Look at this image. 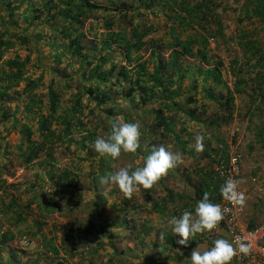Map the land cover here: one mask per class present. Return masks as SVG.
I'll use <instances>...</instances> for the list:
<instances>
[{
  "label": "rangeland",
  "instance_id": "1",
  "mask_svg": "<svg viewBox=\"0 0 264 264\" xmlns=\"http://www.w3.org/2000/svg\"><path fill=\"white\" fill-rule=\"evenodd\" d=\"M10 1L12 3L8 5L7 0H0V34L7 30L6 35H3L5 40L8 39L9 33L19 36L28 35V41L14 43L5 50L0 59V72H15L16 69L23 71L21 77L14 80L15 84L12 87L8 86V82L0 81V264H191L192 251L195 248L201 253L209 250L218 235L216 234V239L208 240L202 238L209 232L197 234L194 240L184 247L176 243L180 237L173 234L169 223L173 204L185 206L188 202L187 209L194 214L195 206L200 201L195 188L197 181L205 178L212 167L215 171L217 163L214 164L209 158L198 160L201 153L195 152L194 148L192 149L197 159L188 156L189 154H183L182 162L174 167L177 171L170 172L175 179L169 177L164 180L167 187L179 192L174 202H166L169 211L165 214L155 211L146 213L143 210L149 205L141 189L133 194L132 199H127L116 184H100L103 192L102 197L98 196V199L104 197L105 200L99 207L100 213L94 220L91 233L78 240H71L68 247L62 244L61 239L62 235L67 233V228H84L88 223L87 218H90L88 215L92 203L95 196L97 197L96 191H93L90 185L91 173L99 165L97 159H103L94 151L93 142L98 137L106 139L111 134L110 121L120 119L122 123H137L141 133L139 140L141 137L144 138L143 143L140 141L142 149L147 142L153 140L155 143L163 141L165 147L172 152L183 153L172 136H165L164 140H161L159 135L154 137L152 130L161 131L162 128L156 126L157 120L152 107L160 105L166 118H174L176 127L173 131L176 130V133L180 128H185V133L179 134L186 138L190 136L186 148L193 144V138L201 134L210 147L218 145L219 140L225 139L224 145L222 143L220 145L222 147H219L226 146V158L235 153L240 157V183L242 179L250 177L253 172L251 168L260 167L262 169L259 170L264 173V116L262 115L264 84L263 87L259 86L262 82L258 79L261 70L256 66V62L260 60L259 55L254 50L253 53L249 51L250 46H253L264 52V16L249 17L243 12L246 8L251 11V7L256 4L263 5L264 0H206L210 9L208 12L210 17L204 23L206 33H201L197 25L198 20L195 18L191 27L180 24L172 8L165 2L96 0V3L101 4V8L92 13L83 25L85 42L89 46L84 52L88 55L87 60H92V64L101 62L103 69H115L111 74L104 70L105 76L110 78V81L99 83L100 90L94 88L95 83L92 79L87 80L82 74L84 69L90 67L73 57L70 52H65L56 62L54 55L63 51L64 46L61 45L57 49L53 44L54 31L44 23L48 13L42 16L41 21L38 19L28 22L29 20L24 18L23 10L27 2L38 4L45 0ZM59 1L54 0L55 4ZM200 1L188 0L191 8ZM147 4L150 6H146ZM8 11H12V16L6 28L3 22L8 18ZM123 11L128 12L126 16L139 26V31L142 27L150 29L142 41V47L132 52L130 60L125 58L122 50L116 45L108 52L103 50L106 21L112 18L113 28L121 24L119 19H122L120 26L125 27L129 23L121 17ZM217 24L223 28L220 35L217 34ZM125 30L127 37L132 41V29L126 26ZM198 36L200 40L202 37L207 39L206 61L201 58L199 51L201 46L197 40L190 46L195 55L196 49L198 50L197 58L181 53V47L179 44L176 46L174 42L175 38L184 42L188 38L197 39ZM58 40L60 41L61 38ZM92 45L97 48L92 49ZM173 46L179 50L178 54L172 53ZM152 49L162 55L164 62L168 61L170 56L176 62V68L178 67L176 74L172 76L167 75L168 77L163 78L162 75L157 74L163 86L156 83L158 79L154 81L150 77L156 70L159 60L157 54L152 56ZM95 55L97 59L93 60ZM100 56L105 58L104 62L100 61ZM11 61H16L18 66L11 67L8 64ZM21 63H24L22 67L19 66ZM140 65L143 67L141 68ZM215 66L220 71L221 83L216 82L212 76L205 77L206 74L199 71L205 72ZM53 67L58 68L56 72H53ZM121 69L128 70L131 80H134V70H146L141 81L149 83V86L142 90L141 86L144 82L140 83L128 94L130 79L125 81L122 78L119 72ZM170 78L173 81L170 82ZM115 79L119 81L112 85L111 82ZM51 87L55 96L54 112L50 103ZM163 87L178 93L172 95L175 104L180 106L178 111L175 108L171 111L162 105ZM86 89L93 92L89 93ZM28 91H32L29 99L37 97L39 102V105L33 109L35 114L22 111L21 106L26 103V98L22 94ZM81 91H83L81 102L76 111H73L74 99ZM103 92H106L109 98L100 101L99 95ZM209 92L214 93L216 97L222 96L223 99L233 94L235 96L230 119L227 118L226 121L223 118V123L219 127L210 126L218 115H222V110L219 105L207 98ZM142 96L147 97L145 101L141 100ZM189 97L192 101L186 103ZM17 105H19L17 114H14ZM189 109L195 110V115L199 117L200 121L197 124L191 121ZM44 121L48 122L47 130L53 132L54 137L57 138L47 143L48 154L43 152L39 158L25 164L21 155L26 139L20 132L21 125L28 124L34 132L32 139L40 141L38 128ZM210 127L217 131L216 137L203 135V132ZM187 132L189 135H186ZM88 152H92L93 156L90 157ZM49 154L52 160H47L46 156ZM141 154L144 155L141 152L122 153L118 159L109 161L108 165L117 171L129 164L135 167L143 161ZM47 161H51L50 164H47ZM51 163H54L53 172H50ZM64 169L69 170L68 176L73 178L74 182L76 180V186L67 183L66 180H59L58 175ZM259 170H256L258 175ZM188 174L192 184L186 180ZM261 178L264 179V176ZM159 188L160 192L157 196H163V191L161 187ZM59 189L60 192L55 195L57 205L52 206L54 210L49 213L45 209L42 210V203L39 205L32 201L33 199L38 202L42 199L50 200L54 192ZM255 192L252 205L257 201L258 203L252 207L256 208L255 211L257 210L258 213L253 227L255 225L264 227V186L262 185L260 191L255 189ZM122 198L128 200V207H123L120 202ZM136 207L139 208L138 213L135 214L138 223L143 222L142 224L150 226L151 230L145 232L146 229L130 220L134 217L133 212ZM246 207L250 213H253L250 203ZM243 215L244 206L241 222L246 227H252L243 221ZM106 219L109 222L116 219L109 226V231H114L115 235L111 240L100 227ZM124 219L129 225H135V228H125ZM169 234L172 237L171 242L166 238ZM4 237L5 242H3ZM165 245L170 249L161 248L162 256L158 250ZM184 250L187 252L186 256L182 255ZM178 255H182L183 258L179 260Z\"/></svg>",
  "mask_w": 264,
  "mask_h": 264
},
{
  "label": "trees",
  "instance_id": "2",
  "mask_svg": "<svg viewBox=\"0 0 264 264\" xmlns=\"http://www.w3.org/2000/svg\"><path fill=\"white\" fill-rule=\"evenodd\" d=\"M111 2V0H109ZM152 1H158V2H165L166 4H168L169 7L172 8L174 14L176 15V17L178 18V22L180 24H185L187 26H192V22L193 19L195 18L196 20H198L197 25L199 26V29L201 31V33H206L207 29L205 28L204 23H206L208 21V18L210 17L208 15L209 12V7L206 4V0H201L199 3L196 4L195 7L190 6L188 0H152ZM12 2L10 0H7V4L10 5ZM123 4V3H122ZM146 6H150V4H147ZM18 8V7H15ZM101 8V4L96 3V0H60L59 3L55 4L54 0H45L44 2L35 4V3H31V2H27V5L25 7V9L23 10L24 14H25V19L29 20L28 22H32V20H40L42 18V16L44 14H47L45 16V22L49 25V27L51 29H53L54 31V35H53V44L54 46L58 49L59 46L63 45L64 49L63 51L59 52V53H55L54 55V59L56 60V62H58V60L60 59V57H62L65 52H70V54L73 57L78 58L80 61H83L86 63V66L90 67V69H84L83 71V75L87 78V80H93V83L95 86L94 88H96L97 90H100L101 87L99 86V83H105V82H109L110 78H107L104 74V70H106V73L111 74L113 70L115 69H103L102 67V63L101 62H97L95 65L92 64V60H87L88 55L84 52V50L88 49L89 46L87 44V42H85V36L86 34L82 31L83 30V25L86 21V19L94 12H96L97 10H99ZM53 10V11H52ZM246 14V16H257V15H263L264 16V4H256L253 7H251V11L248 10L247 8L243 11ZM12 11H8V18L5 19V21L3 22L4 26L7 28L8 26V20L11 19V15ZM126 14H128L127 11H123V14L121 15V17L123 19H125L127 22L128 27H130L132 29V41L130 38L127 37L126 33H125V27L124 26H120L122 25V19H119V22L121 23L120 25H118L116 28H113V19H109L108 21H106L104 27H105V31H106V37L104 38V45H103V50L107 51L109 49H112L113 46H118L121 50L122 53H124V56L126 59L130 60L131 59V55L132 52L135 50H138L142 47L143 43L142 41L144 40L145 36L149 33L150 29L142 27L139 29V26H137L136 24L133 23V20L130 17H127ZM207 14V15H206ZM212 16V15H211ZM202 20V21H201ZM41 21V20H40ZM39 21V23H40ZM12 22V21H11ZM201 22V23H199ZM196 26V25H195ZM194 28V27H193ZM222 26L217 24V34L220 35V31L222 30ZM7 30H5L3 33L0 34V59L2 58L5 50H7L10 46H12L14 43L16 42H20V43H26L28 41V35L25 36H19L18 34H14V33H9L8 34V39L5 40L3 39V35H6ZM61 34V35H60ZM172 34V33H170ZM174 34H172L173 36ZM60 36V37H59ZM58 38H61V43L58 40ZM213 38V37H212ZM199 42L200 44V55L201 58L204 59L205 61L206 59V38L202 37L201 40L199 39H189L187 41L181 42L179 39L175 38L174 42L175 45L177 46L179 44V46L181 47L182 53L186 54L187 56L192 55L191 50H190V46L197 42ZM250 42V41H248ZM53 46V45H52ZM92 49H96L97 47H95V45L91 46ZM253 50L255 52H257V54L259 55V59L256 62V66L261 69H263V71H259L258 73V79H260L262 82H264V52L263 51H259L257 50L255 47H251L249 51L253 53ZM100 52L102 53V50H100ZM172 53H176L175 50H172ZM152 56H154L156 53L155 50L152 49ZM158 55V63L156 65V70H154L152 72V74L150 75L152 80H157V74L162 75L161 77L165 78L169 76H172L174 74H176V62L174 61V59H172L169 56V60L164 62L165 60L163 59L162 55ZM160 56V57H159ZM100 61L102 60V62H104L105 58H103V56H100ZM103 58V59H102ZM97 57L96 55L94 56L93 60H96ZM16 61H11L8 64L13 67L14 65L18 66V64L15 63ZM24 63L19 64L20 67L23 66ZM143 64V63H142ZM141 68L143 67V65H140ZM54 71L56 72V70L58 68L53 67ZM200 73L206 74L205 77H210L212 76L214 78V80L216 82H220L221 83V78H220V71L218 69V67L215 66V68H212L210 70H207L205 72H202L201 70H199ZM22 69H16L15 72H0V81L2 82H8V86L12 87L15 84L14 80H17L21 77L22 75ZM65 72V70H64ZM120 75L122 76V78L126 81L129 80V91L128 94H130V92H133L136 88V85H140L143 84L144 81H141V77L143 74H146V70L144 69H136L134 70V80H131V75H129V72L127 69H121L120 71ZM67 76V75H66ZM175 77V76H174ZM172 77V78H174ZM55 79L57 77H54ZM170 78V82L173 81V79ZM144 79V78H143ZM13 80V81H12ZM119 80L115 79L114 81L111 82L112 85H115ZM161 81L158 79L156 81L157 84H161ZM34 85V83H31ZM163 86V84H161ZM82 86V85H81ZM80 86V87H81ZM149 86V83H145L141 86L142 90L146 87ZM237 88V84L235 85ZM84 87V86H83ZM53 87H51L50 90V103H51V109L55 110L54 107V93H53ZM169 88V87H168ZM88 90L89 93H92V90L86 89ZM238 91V89H235V91ZM80 91V90H79ZM154 90L152 89V92ZM168 91V92H167ZM32 94V91H28V93L26 94H22L24 96V98H26V103L24 105H22V111L27 112V113H31V114H35V111L33 109H35L36 105H39L38 100L36 99L37 97H30L29 99V95ZM174 94V95H173ZM21 95V94H20ZM83 95V91H81V93L76 97L75 100V104L72 108L73 111H76V108L79 106L80 104V100L81 97ZM162 95V105L165 106L166 109H174L175 110H179L180 106L175 104L174 102V98L173 96L178 95V93L175 92H171L169 91L166 87H163V90L161 92ZM173 95V96H172ZM100 96V101H104L107 100L109 98V96L107 95L106 92H103ZM222 96L220 97H216L214 95V93L209 92L207 95V98L213 102H215L217 105H219L220 110H222V115H218L215 120L210 124V126H216L219 127L222 125V121L223 118L227 121L228 119H230L231 115H232V102H233V97L232 95H230L228 98L224 99V100H220ZM28 98V99H27ZM142 101L146 100V96H142L140 97ZM192 99L189 97L188 100L186 101V103L191 102ZM174 102V103H172ZM175 106V107H174ZM19 107V105H17L15 107L14 110V114H17V108ZM153 113L155 114V118H156V126L159 128L161 127V131H159L158 129H154L152 130V134L154 135V137L156 135H159L161 140H164L165 136H172L173 139H175V143L178 145V148L180 150L183 151V154H189L188 156H192L195 158L196 153L193 151L192 148H194V142H195V138H193V144L189 147L186 148V146L188 145L189 142V138L190 136H187L188 138L184 137V135H181L179 133L184 132L185 133V128L182 127L180 128L179 132H175L173 131L174 128L176 127L175 125V120L174 118H166L164 116V110L163 108L159 105L157 107H152ZM163 110V111H162ZM185 110V109H184ZM231 110V111H230ZM189 112V117L192 118L191 121H193L195 124H197V122H199V117H197L195 115V110H188ZM228 118V119H227ZM65 119V118H62ZM48 128V122L44 121L39 125L38 131L40 132L41 135V140L40 141H36L32 139V136L34 134V132L31 130L30 126L26 123H23L21 125V129L20 132L22 134L23 137H25V143L26 145L24 146L23 152H22V157H23V163H30L32 161H34L35 159L39 158V156L44 152L46 154H48V149H47V143L51 142L53 140H55L54 137V133L50 132L47 130ZM46 130L45 132L42 130ZM153 129V128H152ZM216 132L212 127H210L209 130H205L203 132V135L205 134H209L210 138L216 137ZM186 135H189V133L187 132ZM202 135V134H201ZM92 136V135H89ZM152 137V138H154ZM87 138V137H86ZM218 140V139H217ZM140 141H142V143L144 142V138L141 137V139L139 140V144ZM221 142H224V140H219ZM160 143H155L153 140H150L149 142H147L144 145V148L142 149V147H140L137 152L138 153H144V155H142L143 157V161L140 164H137L135 167H132L133 170L135 168L138 167H142L144 160L146 159V157L148 155H150L154 150H156L159 146H164L163 141H159ZM224 145V144H223ZM166 148V147H165ZM167 149V148H166ZM212 151H214L212 153ZM89 156L92 157L93 154L92 152H88ZM226 146H223V148H219L216 150H213L212 147H210V144H208L207 140L204 138V151L201 153V155L198 157V160H203L204 158H209V160L214 161V164L217 163L216 160L218 157H222L223 159H226ZM46 157L47 160L51 159L52 160V156L49 154ZM45 157V158H46ZM105 156L102 158L97 159V164L98 167L93 169V173H91V186H92V190L96 191L97 197L95 196V199L92 203V208L90 210V213L88 215L87 218V225L83 228L81 227H75V228H67V233H64L62 235V244L64 246H69L70 245V241L71 240H78L80 237L85 236L87 234H90L91 231L93 230V225H94V220H96L98 213L99 212V207L101 206L103 200H105V198H100L98 199V196L102 197V192L101 188H100V179L102 177H107V176H111L113 174H115L117 172V170L115 168L109 167V161H112V158L110 157H106ZM197 159V158H195ZM200 161V162H201ZM218 161V160H217ZM51 161H47V164H50ZM54 162V160L52 161ZM53 165L54 163H51V165H49V167L51 168L50 172H53ZM177 166H179L177 164ZM189 170V167L187 168ZM185 170L186 173H188V170ZM68 169H64V171L62 173H60L58 175V178L60 181H64L66 180L67 183L69 184H73V186L77 185V182L75 180V182L72 180L73 178L68 176ZM174 173L177 170L170 169L168 174L163 177L160 181H158L150 190H144L141 187V190L144 191L145 193V197L144 199L147 201V204L149 205V207L147 209H143L145 210L146 213L149 212H158L160 214H165V212L169 211V207L167 208L166 206V202H174L176 200V195L177 193H179L178 191H175V189H173L172 187H167V185H165L164 180L166 178L172 177L174 176L173 174H171L170 172ZM89 174V173H88ZM170 174V175H169ZM206 177L204 178H200V181H197V185L195 186V188H197V192L196 194H198V198H200V200L203 198L204 193H208L209 195V200L211 203H216L219 201L220 199V188H221V182L218 179L217 175H216V170L214 171V168L212 167L211 172L208 173L207 175H205ZM54 177V175H53ZM68 178V179H67ZM172 179H175V177H172ZM58 180V181H59ZM69 180V181H67ZM186 180H189V174L186 177ZM59 181V182H60ZM73 181V182H72ZM191 182V181H190ZM192 184V182H191ZM67 185V184H66ZM163 191V196H157V193L160 192V188ZM172 188V189H171ZM60 192L59 190H56L52 196V198L50 200H41V201H37L36 199H33V202H37L39 205L40 203L43 204L42 206V210L45 209V211L47 213L51 212L53 209L52 206H56V198L55 195H57ZM132 199V198H131ZM123 207H128V200H125V198H122L121 201ZM53 203V204H52ZM51 206H49V205ZM189 203L187 202L186 205H188ZM182 206V205H178V204H173L172 205V211L170 214V217L172 218L173 216L179 217L184 211H188L187 207L188 206ZM134 207V206H133ZM138 209L136 207L135 211L133 212V216L130 220L133 222H137L136 225H140L143 227V229H146V231L151 230L152 228L150 226L147 225H143V222H139L135 216V214L138 213ZM106 219L104 221L103 224H101V228L104 231V234L107 235L108 238L113 239L114 238V231H109V226L111 225L112 222H115L116 219H114L112 222H109V220ZM125 221V228L128 229V227H134L135 225H129V222L124 219ZM130 221V222H131ZM140 221V220H139ZM253 227V226H252ZM167 241L171 242L172 241V237L171 235H166ZM6 238H3V242H5ZM159 245V244H158ZM157 245V246H158ZM160 248V249H159ZM158 252L162 255V253L160 252L161 248H166L165 247H159ZM167 250H169L170 248L167 247ZM70 250V248H69ZM120 253H122V251H119ZM118 253V254H120ZM183 256L187 255V252L184 250ZM182 255H178L179 260L181 258H183ZM13 256V255H11ZM163 256V255H162ZM116 257V256H115ZM149 263V261H148ZM157 264V263H156Z\"/></svg>",
  "mask_w": 264,
  "mask_h": 264
},
{
  "label": "clouds",
  "instance_id": "3",
  "mask_svg": "<svg viewBox=\"0 0 264 264\" xmlns=\"http://www.w3.org/2000/svg\"><path fill=\"white\" fill-rule=\"evenodd\" d=\"M111 134L105 139L98 137L93 142L94 151L101 157L108 156L113 160L118 159L122 153H136L140 148L139 125L133 122L122 123L120 119L110 121ZM194 151H204V137H195ZM183 153L172 152L164 146H159L144 160L143 166L133 170L129 164L120 168L115 174L102 177L101 185L107 183L116 184L127 199H131L134 193L150 190L158 181L165 177L170 169L182 162ZM240 181L229 179L220 188V194L224 200L233 205L243 207L245 205L244 193L238 190ZM224 219V211L219 204H213L209 200L208 193L197 202L194 214L191 211H184L179 217L173 216L169 223L172 226L174 235L180 238L176 240L178 245L187 247L189 242L194 240L197 234L213 231ZM253 228V227H249ZM163 236L161 235V239ZM237 247L227 239H216L213 246L201 253L192 251L191 264H231L237 252L248 256L252 251L251 242H243L237 238Z\"/></svg>",
  "mask_w": 264,
  "mask_h": 264
},
{
  "label": "built area",
  "instance_id": "4",
  "mask_svg": "<svg viewBox=\"0 0 264 264\" xmlns=\"http://www.w3.org/2000/svg\"><path fill=\"white\" fill-rule=\"evenodd\" d=\"M239 163L240 157L236 153L228 156L226 159L218 157L215 170L221 182V187L224 185L225 181L229 179L239 180ZM238 190L242 192L240 185L238 186ZM214 204H219L221 206L224 211V219L213 231L205 235V239H216V234L219 229L224 228L228 234L229 242L233 243L234 248L237 247V238L243 242H251L253 245L252 251L248 256H243L237 252L231 264H264V227H246L241 222L243 207L233 205L231 202L224 200L221 194L219 201Z\"/></svg>",
  "mask_w": 264,
  "mask_h": 264
},
{
  "label": "crops",
  "instance_id": "5",
  "mask_svg": "<svg viewBox=\"0 0 264 264\" xmlns=\"http://www.w3.org/2000/svg\"><path fill=\"white\" fill-rule=\"evenodd\" d=\"M196 37V36H195ZM195 37H194V39H195ZM197 39H200V37L198 36V38ZM174 48H173V50H175L176 51V53L178 54L179 53V50H177V47H175V46H173ZM180 49V48H179ZM181 50V49H180ZM190 50H191V53H192V55L191 56H193L194 58H197L198 57V55H199V53H198V50L196 49V55H195V53H193V50H192V48L190 47ZM181 53H182V50H181ZM181 53H180V55H181ZM177 57V56H176ZM177 69H178V67H177ZM197 69H198V67H197ZM210 70V69H209ZM205 71H207V70H205ZM263 71V69H261V72ZM189 74L191 73V71H189L188 72ZM203 74V73H202ZM262 84H264V82H261L260 84H259V86L260 87H263V85ZM238 88V87H237ZM237 88H235V89H237ZM240 90V89H239ZM238 91L236 90V93H237ZM233 99H234V94H233ZM225 99V98H224ZM223 99V97H221L220 98V100H224ZM263 116H264V113L262 114ZM225 140V139H224ZM224 144V142H221L220 141V143L218 144V145H215V146H213L212 148H213V150H216V149H219L220 147H222V146H220L221 144ZM220 146V147H219ZM214 151H212V153H213ZM259 169H262V168H251V170L253 171L252 173H251V175H250V177L249 176H247L246 178H244V179H242V182L240 183L241 184V187H242V191H243V193H244V196H245V205H244V215H243V221L244 222H246L249 226H254V224H255V221L257 220V215H256V213H258V211L256 210L255 211V209H253L254 207H252V206H256L257 205V203H258V201L256 202V204H254V205H252V202H253V198H254V194L256 193L255 192V189L256 190H258V191H260V189H261V187H262V185L264 186V179H262L261 178V176H264V173L261 171V170H259ZM256 170H259V175H258V172H256ZM243 177V176H242ZM250 203V208L252 209V212L253 213H250L249 212V209H247V207L246 206H248V204ZM245 209H246V211H245ZM256 226V225H255ZM204 234V233H203ZM218 235H217V239H221V238H223V239H227L228 241H229V238H228V234L226 233V231H225V229L224 228H220L219 229V231H218V233H217ZM202 239H205V234L203 235V238ZM205 241V240H204ZM201 242H203V241H201ZM203 244V243H202ZM210 244V243H209ZM203 248H204V245H203Z\"/></svg>",
  "mask_w": 264,
  "mask_h": 264
}]
</instances>
